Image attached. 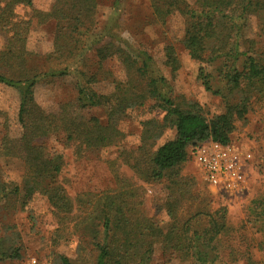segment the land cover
Here are the masks:
<instances>
[{
	"label": "trees",
	"instance_id": "obj_1",
	"mask_svg": "<svg viewBox=\"0 0 264 264\" xmlns=\"http://www.w3.org/2000/svg\"><path fill=\"white\" fill-rule=\"evenodd\" d=\"M148 1L157 24L172 15L182 18L181 46L201 65L198 80L219 98L223 112L208 117L197 103L177 98L151 55L113 33L123 0H112L100 32L94 17L98 0H54L49 12L37 11L32 0H0V86L17 94L19 126L17 138L6 132L0 138V159H16L23 167L21 184L0 180L1 217L12 201L25 204L35 195L43 197L57 224L54 241L75 238V252L80 258L91 256V264H150L156 247L162 257L180 263L261 264L254 257L264 253V200L252 204L246 222L235 227L226 209L211 210L209 199L194 191L193 178L181 171L200 144H229L236 123L245 122L264 102V53L243 32L250 17L264 30V0ZM18 9L29 10L30 20L39 24L54 23L53 51L46 62L55 67L33 65L34 55L26 49L30 20L20 18ZM163 59L174 76L180 62L172 45L164 46ZM111 61L118 63L124 79L113 80V90L102 94L91 85L108 75L104 65ZM90 66L95 73L89 74ZM66 77L76 79L75 100L56 112L43 111L34 99L36 85ZM147 103L162 117L142 122L139 145L126 150L118 123L126 112ZM86 109L102 111L105 123L86 119ZM167 130L175 132L174 138L154 149ZM50 141L71 149L76 160L118 148L117 159L108 163L114 187L71 198L63 177L64 154ZM144 185L161 186L165 226L144 210ZM1 230L0 263L20 260L19 237L9 226ZM52 254L53 264H75Z\"/></svg>",
	"mask_w": 264,
	"mask_h": 264
},
{
	"label": "rangeland",
	"instance_id": "obj_2",
	"mask_svg": "<svg viewBox=\"0 0 264 264\" xmlns=\"http://www.w3.org/2000/svg\"><path fill=\"white\" fill-rule=\"evenodd\" d=\"M187 1L193 2L194 0ZM53 2L54 0H32L33 7L40 12H49ZM111 2L112 0H98L94 16L97 28L95 31L98 29L99 32L102 31L107 24L111 15ZM16 12L20 18L30 20L29 10L18 9ZM119 14L120 18L113 33L151 55L177 98L197 103L208 117L223 112L219 98L207 93L198 80V70L201 65L193 61L181 46L184 25L180 16L172 15L165 21V24H157L152 19L148 0H123ZM258 26V21L250 17L246 21L244 37L253 39L256 42V47L264 53V30H259ZM53 36V22L39 24L36 19L31 18L26 49L34 55L31 59L32 63L39 69L46 70L49 66H56L55 63L46 62V56L53 51ZM1 45L2 41L0 40V47ZM165 45H172L175 48L180 62V68L174 76L171 75L169 69L163 66ZM104 70L108 71V75L98 77L97 84L91 85V88L99 93L109 94L113 90V80H123L124 74L115 61L105 64ZM89 71V74L95 73V67L90 66ZM75 83L74 77L54 80L51 83H46V80L42 81L34 89L35 102L47 113L56 112L59 105L75 100ZM149 104L126 112L125 118L118 123V130L125 136L122 146L126 150L135 149L139 145L142 122L149 119L160 120L162 117V114L154 112L150 107L151 103ZM17 109L16 92L0 86V138L5 132L11 138L18 137ZM82 114L86 119L96 117L105 123L103 112L100 110L86 109ZM235 126V131L230 137V144L242 151H249L253 160L248 171V186L242 195L229 197L209 188L191 160L183 166L181 174L184 177L193 178L194 191L201 198L209 199L211 210L225 208L229 222L238 227L246 222L252 204L264 200V102L255 106L254 110L247 114L245 122L236 123ZM174 136V131H165L154 149L172 140ZM50 144L52 148L64 154L66 166L63 177L67 181L66 189L71 198L83 193H101L114 187L108 163L117 159L118 148L90 152L84 158L76 160L71 149H63L53 141H50ZM121 169L127 177L132 176V173L126 168L122 167ZM22 176L23 167L20 161L12 158L0 159V180L2 182L19 185ZM138 184L142 185L140 182ZM143 187L145 189L144 210L150 215H154L159 225L165 226L167 218L161 208L164 200L161 186L144 185ZM14 202L7 205L8 211L6 210L5 219L1 217L4 213H0V236L3 235L1 230L3 226H9L14 230L13 232L19 237L16 247L21 258L17 261L0 264H26L30 258L37 259L40 264H53L52 252L67 257L75 264H91V256L83 255V258H80L82 254L78 255L75 252V238L70 242L54 241L53 234L57 224L43 197L35 195L25 204L21 199ZM194 208H190V210L194 211ZM246 234L250 237L251 231ZM254 259L264 264V253H255ZM150 264L189 263L168 260L162 257L160 250L156 247ZM235 264H239V262Z\"/></svg>",
	"mask_w": 264,
	"mask_h": 264
},
{
	"label": "built area",
	"instance_id": "obj_3",
	"mask_svg": "<svg viewBox=\"0 0 264 264\" xmlns=\"http://www.w3.org/2000/svg\"><path fill=\"white\" fill-rule=\"evenodd\" d=\"M192 161L209 188L229 197L242 195L248 186V171L253 163L249 151L233 144L207 141L192 152ZM26 264H40L30 258Z\"/></svg>",
	"mask_w": 264,
	"mask_h": 264
},
{
	"label": "crops",
	"instance_id": "obj_4",
	"mask_svg": "<svg viewBox=\"0 0 264 264\" xmlns=\"http://www.w3.org/2000/svg\"><path fill=\"white\" fill-rule=\"evenodd\" d=\"M194 163V162H193ZM194 166L196 167L195 163H194Z\"/></svg>",
	"mask_w": 264,
	"mask_h": 264
}]
</instances>
